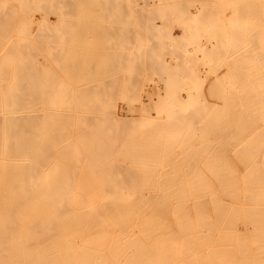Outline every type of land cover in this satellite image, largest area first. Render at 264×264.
Instances as JSON below:
<instances>
[{"label":"bare ground","instance_id":"bare-ground-1","mask_svg":"<svg viewBox=\"0 0 264 264\" xmlns=\"http://www.w3.org/2000/svg\"><path fill=\"white\" fill-rule=\"evenodd\" d=\"M134 2H136V0ZM250 2H252V0L248 2V6L246 2H243L244 5L246 4L245 6H247V8L250 7L249 5H251L252 7V9L250 8V12L249 8L248 10H246V12L248 11L249 14L252 11V13H254L253 15L257 16L256 19L258 20V23L256 22V19L252 21L257 25L255 23L253 24V22L250 21V27L251 30L253 28V31L250 30L251 32H249L248 34V27L243 38L246 34H248L247 36H250L251 38L246 37L245 39L248 38V40L243 39L245 40V44H238V48H236V45L235 49L237 50H229L231 53L235 51L236 54L238 53V55L240 54L242 56V72L246 77V81L244 80L245 87H240L241 90L236 89V87L234 89H228V93L233 92L228 95L229 101H226L227 98L222 99L223 101H226L224 103H226V105L228 106H225L224 104L221 106H224L223 108L227 109V112H219L223 108L219 110L220 104H218L219 111L213 112V108L211 106L212 112H206V115H209V119L208 116L205 118H207L208 120H204V114H201L204 118L203 121H200V119L198 120L196 118L197 121L195 120L194 122H192L190 120V122L188 120L189 122L186 123L187 121L183 120V123H186L188 125V129L189 126L192 125V129L195 131L196 135L194 137H191L192 135L189 132V135L191 136L186 137L188 141H193L196 137V140L198 139L201 143L199 145H194L195 143H188L190 144L189 146H187L188 150H186L188 151V153L187 155L184 154L191 158H193L191 155L197 154L196 156L198 158H195V161L193 160L194 158L190 159L189 157H187L189 158L187 162L183 160L185 158L182 159L183 162L180 161L181 163L186 164L185 166L188 165L190 167H187V170H185L187 172L182 171L183 174L189 173V175L186 174L185 176L179 172V174L182 176H179V178L176 177L174 179V176H170V174L168 175V173L165 174L170 176V178H166L163 175L162 178H165L164 182L177 181L178 184H175L176 182L174 184H172V182H167V184H159L162 181L159 183L156 182L155 184L153 183V180L151 181L153 175L154 179L158 175L157 172L155 173L154 171L156 170V168H159L157 166L160 165L158 163L159 160L158 162L157 160L156 162H154V159L159 156H157V152L155 153V151L157 150L152 152L155 149V146L153 147L154 149L152 148L153 150H151V153L147 151H139L137 148L136 150L134 149L130 151L131 149H133V147L131 148V146L135 145L134 143L133 145L129 146L130 149L128 147L129 151H127V149L125 151H121L120 149V152H115L113 151V148L118 146L117 149L119 150L120 146L123 145H118V141L116 143L118 135L116 134V139L115 133H113L114 137H112V135L110 134V136L107 137V135L105 136V134L108 132L107 131L105 134L102 133V135L104 136H101L100 134L98 135V131L91 129V127L90 130H93L95 133H97L96 135H93L94 132L91 131L92 136L84 134L85 137L82 135L85 138H82L84 139L83 141L78 139L80 140V142H78L79 144H81L82 141L81 145L75 142L76 144L68 146V144L72 142L69 136H67V131L69 129H65V127L60 128L59 126L57 127L58 122L53 126L54 122H56L57 120L54 119V121L51 117L55 116L56 119H59V116H61L60 114H65V116H67L62 117H64L68 121L70 119L72 120L71 116L73 115L67 109L66 110L68 112L64 111V108L66 107L71 111H74L76 109V112H78L77 110H79V108H83L84 106L87 107V105H85L86 102L82 99V97L66 98L65 92L63 93L65 94V98L62 93L61 94L63 98L62 96L60 97L62 100L67 99L65 100V102L63 101L64 103H67L69 99L77 103L82 101V104L80 105V103H76V105H74L73 103V105H69L70 102L68 101L69 103H67L68 105H66L63 102H60L62 100L59 101L60 98L57 97L58 95L56 96L53 93H51V95H54L55 99L51 98V95L49 98H47V96L46 98L42 97L41 94L42 92H44L45 88L51 89V87L43 86L47 85L48 82L50 83L52 79L51 81H47L48 78H46V80L39 79L41 74L39 72L40 63L38 64V61L36 60L37 58H34V56H38L40 54L42 56L44 55L48 57L57 56L60 52H62L60 50H58L57 52V49L62 43L59 44L57 49L53 47L55 46L53 45L55 39H57L58 42V36H55L54 30L51 29L53 35L51 34L52 36L50 38L49 30L51 27H49L46 32H42V34L49 33L45 36L41 35L42 37H40L39 35L37 36V38L35 37L34 32L33 34H31V37L30 34L28 36L27 30L30 32V26L35 23L33 17L24 20L25 24H23L25 28L20 26L17 27L15 26L16 22L8 18V14L4 12L8 4L6 2L2 3L1 7L4 8L0 9V264H264V0H258V2L256 0H253L252 3ZM240 10L241 12H245L243 9ZM182 11L185 10L182 9ZM234 11L236 10H233L232 12ZM221 13H223V15L225 16L228 14L227 10H224ZM84 15L87 16V14ZM95 15H97V13ZM253 15H250V18L254 17ZM69 17L72 18V16L70 15ZM81 17L83 18V16ZM117 17L118 16H116V18ZM248 18L246 16V20ZM219 19L221 20V18ZM71 20L72 19H70V21L68 22L70 23ZM215 20H217V18H215ZM222 20L220 21V23L222 22ZM44 21L49 23V16H45ZM217 24L218 28H221L219 27L220 24ZM79 26L80 25L77 26L78 29ZM27 27L28 29H26ZM190 27L188 26V28ZM17 28L19 30H17ZM69 28L70 27H68V29ZM171 29L173 28H170V30ZM217 29L216 33H218L217 31L220 30ZM72 30H74V28H71L70 31L77 34L76 31ZM80 30L81 29H79L78 31ZM24 32H26L28 37L25 36ZM36 33L38 34V32ZM78 36L79 35L77 34V36L75 35L74 37L76 38ZM172 36L177 40V37L174 36V34ZM80 37L78 38L80 39ZM70 38L71 37H69V39ZM66 40L65 43H67ZM128 40L130 39L128 38ZM52 41L54 42L52 43ZM70 41L71 42H68L72 45H67V51H70L71 47L74 45V48H72L75 49V52L73 54L74 56H81L79 55L80 53L86 52L85 50L84 52L83 50L80 51L81 49L79 48L82 47H80L81 44H79V42H76L77 40L74 41L73 39H70ZM72 41L74 43H72ZM216 41L218 40L216 39ZM221 42H223V40ZM218 43L217 45H219ZM78 44L80 46H78ZM82 45L85 44L82 43ZM120 45L122 46V44ZM241 45H243V47L245 45L246 47L243 48ZM65 46H63L64 50L66 49ZM76 48L79 50V52ZM214 49L215 51H213L217 53V47H215ZM119 50L117 52H119ZM65 51L62 52L63 56L67 55L68 53L67 51V53H64ZM139 51L140 49L138 50V52ZM70 52L72 55V51ZM76 52L77 54H79L77 55ZM113 52H116L115 49L112 51V53ZM181 52H183L184 54H188L189 50L186 48L183 51L180 50V53ZM61 54L59 55L62 56ZM71 55L69 54L68 56ZM71 59L73 60L74 58ZM75 62L73 60V63ZM75 67H77V65ZM71 68H74V66ZM78 69L75 68V71ZM75 71L72 72L74 73ZM78 73L74 74L78 75ZM79 74L83 75V73L81 72ZM42 81H46V83H44L45 85H42ZM86 87L87 86H85V88ZM46 89L43 94H48L50 92L48 91L50 89ZM52 90L53 92L55 91L54 88ZM58 90L60 89H57L56 91ZM154 90L157 96L155 98L154 96L148 97L150 102L152 103V106H159L157 102L167 103L170 99H172L173 101L177 100L178 102H185L188 100L193 101L191 99L183 97L181 95V90L179 91V93L176 92L177 94H175L174 89L167 90L166 96H164L162 91L160 90L158 83ZM186 91L194 94L191 89H187ZM235 92H239L238 95H236V93L235 96ZM67 94H69V92ZM82 94H80L79 96H81ZM198 97L196 96L193 98H195V100H197V102L199 103L198 100L200 99H198ZM225 97L226 96H224V98ZM53 99L54 102L59 101L60 103H62L61 105H66L64 108L62 107V111L53 110V112H61H56L57 114H59L58 116H56L55 113V115L49 114L51 113L50 108L52 110V108L56 109L57 107H60V105H55L54 102L50 103V101H53ZM85 99L90 100L91 97L89 98L88 96ZM94 99H96V97ZM89 100H86L88 102L87 104L92 102V99L91 101ZM97 100L98 99H96V101ZM102 100L103 99H101V101ZM108 100L109 99H107V101ZM44 101L47 103H45ZM101 101L99 102L101 103ZM41 102H44L43 104L45 105H42ZM83 102L85 103L84 105ZM201 102V106H207L205 101ZM227 102L230 104H227ZM52 103H54V105H52ZM92 103H94V101ZM92 103H90L89 106H92ZM98 104L99 103L97 102V105ZM101 104L103 106L104 102ZM196 104L195 108L198 107V105ZM214 104L216 105L217 103ZM99 106L100 104L98 105V107ZM185 106L186 105H184V107ZM106 107L107 104H104L103 108L100 106V108L102 109ZM187 107L190 106L187 105ZM190 108H192V106ZM84 109L85 111H83ZM84 109H81L80 111L89 112V109ZM95 109L98 110V108ZM97 110L95 111L97 112ZM63 111L66 113H64ZM68 113L71 115H69L70 119L68 117ZM188 113L183 114L184 118H186V116L190 117L191 114ZM196 113L198 112L196 111ZM44 114L46 115V118L44 117L45 119H43ZM47 114L49 115L47 116ZM93 114H89V119H92V116L94 119H97L98 115L99 117L101 116V112H99L97 116H95V113ZM196 115L198 116V118L201 117V115L199 116V113ZM181 116L182 115L180 114V117ZM85 117H83L84 120L79 118L82 120V125H79V127H83V121L87 125L90 122L88 120L89 122L86 123L87 121L85 120ZM65 119L64 122H68ZM94 119H92V121ZM71 120L69 121L70 124ZM173 121L170 123H173ZM61 122H63V120H61ZM180 122H174V125L176 126L175 129L179 128H177V126L181 124ZM66 124L69 128H71L68 123ZM62 125L64 126V123H62L61 126ZM87 125H85V127ZM75 128H77V126ZM74 130L72 132V135L74 134ZM79 131L81 132V130ZM198 133L200 135L197 137ZM69 135H71V133H69ZM168 135L170 134L168 133ZM177 135H179V133ZM185 136L187 135L185 134ZM185 136L183 137L185 138ZM143 137L144 136H142V138ZM174 137L170 135L169 139L167 137L163 139H168V142L172 139L173 143L171 141L169 143H172L173 146L174 142H177L176 140H174ZM183 137L181 136V139ZM79 138H81V136H79ZM184 138L182 139V141L184 140ZM65 139L69 140L70 143H65ZM125 139L123 140V142L120 139L119 141L124 143ZM178 139L180 138L178 137ZM59 140H62L61 143H58ZM89 141H94L95 143L92 144ZM125 145L126 143H124V146ZM138 145H141V143H138L137 146ZM192 145L196 147L192 151V153L195 152L197 148V150L199 151L191 154L190 149L194 147ZM56 146H58L59 149ZM147 146L149 145L147 144ZM121 148L125 149L126 147ZM175 148L177 149V147ZM54 150H56L55 152L60 155L61 162H54ZM153 153L156 155L155 158H153ZM117 155L121 156V158L123 157L124 161L125 159H127V164H130L132 166L135 165L134 167H136V165H139L141 168V165H145V167L147 168V163L148 171L151 169L149 168V166L152 167L154 163H158V165L154 166L155 168L153 167L155 170L152 173L151 171H147L148 174L154 173L151 179L148 177L147 173L146 177L145 174L142 173L144 178H147L146 180H142V182L147 181L146 185H144V183L143 185H140V183L138 185L139 181L135 182L136 178H133L132 176L119 178L122 179L123 183V180L132 181L131 185H120L118 183L113 184V181L112 184L110 183L111 181L109 182L110 184H104L106 182V176L107 178L109 176V178L111 179H116L110 177V175H107V168H109L110 171L111 167H108L109 165L107 166L106 164H108V161L110 160L107 158L109 156V158H113L109 163L110 166H118L121 162H117V159H114ZM102 157H106L108 161L107 159L105 160ZM145 157H150L147 160H151L152 158L154 160H152L154 163L152 164L151 161V163L149 161L144 162L147 160L140 159ZM174 157L172 156V159ZM60 158L57 160H60ZM88 158L96 160L97 163L99 162V164L103 161H107L105 162V167L103 165L104 168L99 167L102 170L106 169V176L104 179L102 177L105 182L101 183L100 181V184H94V181L96 179L99 182V178L97 176L94 177L96 171L94 173L93 163L95 161H91ZM84 160L85 162L88 161L87 164L89 162H92V168L91 164H88V166L90 165L88 168L92 169V173L94 174V176H92V174L90 173V169L86 170L87 166H85V169L83 170L80 168H75L79 167L76 166V164H84ZM140 160L142 161L140 162ZM177 162L175 163L176 165ZM164 163V161L161 162V165L169 164L171 165V170L172 168L174 170V167H172V162V164L170 162L167 163V161L165 164ZM69 164H73V166H70ZM87 164L85 163L84 165ZM196 164L198 165V168H196ZM97 165L95 166L98 167ZM121 165L122 164H120L119 167L123 168L121 167ZM192 165L193 167H195V169L191 168ZM131 167L130 169H133V167ZM137 167L134 168V170L139 169V167ZM145 167H143V170H145ZM181 167H184V165H182ZM120 168H118V170H120V173L122 172V176L124 172H127V174L129 173L128 170H123ZM100 169L98 170L100 173H102ZM94 170H96V168ZM171 170L169 169L170 172ZM181 170L182 169L177 171ZM104 172L103 174H105ZM138 172L136 171V173ZM159 172L161 174V171H158V173ZM100 173L97 175H101ZM120 173L117 172L116 176L121 177V175H119ZM172 173L173 171L171 172V175ZM155 174L157 175L155 176ZM114 175L112 174V176ZM133 180H135L134 182L136 183H134V185ZM149 182H151L150 185ZM128 187L134 189L135 193L139 195V197L137 198V202H133L130 200L133 195L130 196L131 198H128V194L126 192L128 189L125 191V189ZM73 189H76L75 193L78 194V198H73L70 196V191ZM146 190H149V194L145 192ZM82 197H85L86 200Z\"/></svg>","mask_w":264,"mask_h":264},{"label":"rangeland","instance_id":"rangeland-1","mask_svg":"<svg viewBox=\"0 0 264 264\" xmlns=\"http://www.w3.org/2000/svg\"><path fill=\"white\" fill-rule=\"evenodd\" d=\"M134 1L135 0H119V3H118V0H0V9L4 8V7H1L3 2H6L8 4V6L4 12L8 14V18H10L16 22L15 26H17V27L20 26V27L25 28V26H24L25 21L24 20H27V19L33 17V19L35 20V23L30 26V28H31L30 32L27 30L28 36L30 34V37H31L32 36L31 34H33V32L35 34V37H37L39 35H40V37L45 36L49 33H47V34L43 33L44 34L43 35L42 32L43 31L46 32L49 29V27H51L49 30L50 38L53 35L52 30H54L55 36L56 35L58 36V42H57V39H55V42L52 41V43L54 42L53 45H55L53 47L57 49L59 44L62 43L59 46V48L57 49V52H58V50H60L62 52L65 50L67 51V48H68L67 45L68 44L72 45L69 43V42H71L70 39L71 40L73 39L74 41L77 40L76 42H79V44H81V46L78 44V46L82 47V48L78 47L79 49H81L80 51H82V50H83V52H84V50L86 51L84 53H80V54L78 53L81 56H74L73 54L75 52V49H72V48H74L73 47L74 45H73L72 47L69 46L72 49L71 50L69 48L70 51H72V55H71L70 51H67L68 53L70 52L69 54L71 56H68L69 54L66 51L64 52V53H67V55H65V56H63L62 52L59 53V54L62 53L61 54L62 56H60L59 54L57 56H50V57L44 56V55L42 56L41 54H40L41 56L40 55L34 56L35 59L37 58L36 60L38 61V64L40 63V65H39L40 71L39 72L41 74H40L39 79H43V80L45 79L46 80V78H48L47 81H51V79H52V81L50 82L51 85L49 82L47 83V85H45L44 83H46V81H42V83H43L42 85H45L43 87H47V86L51 87V89L45 88L46 90L50 89V90H48V91H50L48 94H43L45 92V89H44V92H42L43 95L41 94L42 97L46 98V96H47V98H49L51 93H53L56 96L58 95L57 97L60 98L62 96V94L65 92L66 98L82 97V99L85 100V102H86V104L83 102V105L85 104V105H87V107L84 106L83 108H79V110H77L78 112H76L75 108H74L75 109L74 111L73 110L71 111L68 108H66L65 106L68 105L67 103H69V102H70L69 105H73V103H74V105H76L77 102L71 101L68 99L69 102L67 101V103H64L65 100H67V99L62 100L60 98L59 101L62 100L60 102L64 101L63 103L66 104L64 106V105H61L62 103H60L59 101L54 102L55 96L51 95V98H54V99H53V101L51 100L50 103L54 102L55 105H60L61 108L60 107H57L59 109L52 108V110L50 108V112H51V113H49L50 115L56 114V116H58L59 114H57V113H61V112H57V111L53 112V110L62 111L64 107H65L64 111L68 110L73 115V116H71L68 113L69 119H70V116L72 118V120L70 119L71 124L69 123L70 120L68 121L67 119L62 117V116H65V114L64 115L60 114L61 115V116H59L60 118L57 117L59 119H56L55 116L51 117L53 120L54 119L57 120L56 122H54L55 120L53 121L54 122V124L52 123L53 126L55 125V123L58 122L57 127L58 126L60 128L65 127V129L68 128L70 130V131L69 130L67 131V134H68L67 136H69V138L71 139L72 142L70 143L69 140L65 139L66 140L65 143H68V142L70 143V144H68V146H72L76 143L79 144L78 142H80V140L83 141L85 139L84 138L85 135H87V134H88V136H92L91 131L92 132H94V131L90 130V127H91V129L98 131V135L100 134L101 136H104V135H102V133L105 134L107 131L108 132L105 134V136L107 135V137H109L110 135H112V137H114L113 133H115V139H116V137L118 135V138H117L118 140L116 139V143L118 141V143H117L118 145H122V144L123 145L120 146L119 150L117 149L118 146L113 148V151H115V152L116 151L120 152V149H121V151H123V150L125 151L126 149H127V151H129V149H130L129 146L133 145V143L136 145V147H135V145L131 146V148L133 147V149H131L130 151H132L134 149L136 150V148L139 151H143V152L147 151L150 153H151V150H153L154 148L155 149L152 152L157 150V151H155V153L157 152L156 154H157V156L159 155L158 156L159 158L156 157V155L154 153H153L154 157L152 156L153 158H155V157L157 158V159L156 158L154 159L155 161L152 158H151V160L150 159L147 160L150 157H148V158L145 157V158H140V159L147 160L144 162H148V161L150 162L151 161L152 164L154 162H156V160H157V162L159 160L158 163L160 165H158V163L157 164L154 163V165L149 164V165H152V167L149 166V168H151L149 171H151V173H152L155 170L154 166L158 165L157 167H159V168H156V170L154 171L155 173L157 172L158 175L155 174V176L157 175L159 177V179H162V180H159L157 176L155 177V179H156L155 180L154 175H153L154 173L153 174L149 173L151 177L149 176V174L147 173V171H148L147 163H146L147 168L145 167V165H143V166L141 165V168L139 165H136V167L137 166L139 167V169H135L137 172L139 170V172L136 173V171L134 170V168H136V167H134L135 165L132 166L130 164H127L128 160L125 159V161H126L125 162L123 157L121 158V156H119V155L115 156V158H114L115 160L117 159V162L118 161L121 162V163H119V165L117 164L118 166H116V167L110 166V164H109L113 158H111V157L109 158V156H108L107 158L110 159L108 161V159L106 157H102L105 160L107 159L108 164H106V165L107 166L109 165L108 167L113 168V169L110 168V171H109V168H107V175H110V177L116 178V179H111V178H109V176L107 178L106 169L102 170L99 168V167L102 168L103 165L105 167V162H107V161H103L104 163L102 162L99 164V162L97 163L96 160H94V159L92 160V159L88 158L89 160L96 162V163L94 162L95 164L93 163L94 173L96 171L95 176L92 173L93 172L92 169L88 168L90 166V165L88 166V164H91L92 162L91 163L89 162L87 164L88 161L85 162V160H84V164L86 163L87 165L76 164V166H79V167H75V164H74L75 168H80L82 170L85 169V166H87L86 170L90 169L89 171H91L90 173L92 174V176H94V177L97 176L99 178V182L97 179L95 180L96 182L93 179L94 184H98V183L100 184V181H101V183L105 182V180H103L105 178V176H106V182L104 184H106V183L112 184V181H113V184L118 183L120 185H131L132 184L131 183L132 181L123 180L124 181V183H123L122 179H119V178H124L125 176H132L133 178H136L135 179L136 181L133 180V185L135 182H138V181H139L138 185H139V183H140V185H143V183H144V185H146L147 181L142 182V180L147 179V178H144L143 174H145V177L148 174V177L150 179L152 178V175H153V178L151 179V181L153 180V183H155V184H156V182L159 183L161 181L162 182L159 184H163V183L167 184V182H169V181L164 182L165 178H162L163 175L166 178L167 177L170 178V176H174L173 179L176 177L179 178V176H182L179 174V172L183 174L182 171L187 170V167H189L188 165L185 166L186 164L181 163V162H183L182 159L185 158L183 160H185L187 162L189 160V158L190 159L194 158L193 160L195 161V158H198V157L196 156L197 154L195 155L194 153H196L199 150H197L198 149L197 148L195 152L192 153V151L196 148L194 145H197V144L199 145L201 143L198 139L196 140V137L194 138L195 140L188 141V139L186 137H190L191 135H192L191 137H194L196 135H195V131L192 129L193 128L192 125L189 126V129H188V125L186 123H188L190 120L192 122H194L195 120L197 121V119L198 120L200 119V121H203V119L207 116L209 119V115H206L207 111L210 112L211 109L213 108V112L214 111L217 112L221 108L224 107V106L221 107L223 104L225 106H228L224 102L229 101L228 95L233 93V92L228 93L229 88L234 89L236 87V89L241 90V88L245 87L244 82L246 81L245 80L246 77L244 76V74L242 72L243 71L242 61H241L242 56L240 54L238 55V53L236 54L235 51H233L231 53L229 50L235 49L236 45H237L236 48H238L239 47L238 44L239 45L245 44L244 41L248 40V38L245 39L246 37L251 38L250 36H247L249 34V32L253 31V28L251 30V27H250V24H251L250 21L256 19V17H257L255 15H253L254 13H252V11L249 14H248V11L246 12V10H248V8H249V12L252 9L251 5H249L250 7L247 8L248 2L251 0H136V2H134ZM256 1L258 2V0H256ZM187 2H188V5H187ZM243 2L244 3L246 2L247 6H245L246 4L244 5ZM252 2H253V0H252ZM252 2H250V3H252ZM178 4H180V5H178ZM109 7H111V8H109ZM166 9H168V10H166ZM175 9H176V11H175ZM182 9L185 11H182ZM187 9H189V10H187ZM240 9H243L245 12H241ZM103 10H106V11H103ZM224 10H227V12H228V14L226 16L223 15V13H221ZM233 10H236V11L232 12ZM82 11H83V14H82ZM102 11L104 12V14ZM114 11H116V12H114ZM216 11H217V13H216ZM120 12H122V13H120ZM212 12H214V13H212ZM96 13H97V15H95ZM204 13H206V14H204ZM244 13L247 15H245ZM84 14H87L88 17ZM217 14L219 15V17ZM221 14H222V16H221ZM69 15L72 16V18H70ZM103 15H105V16H103ZM250 15H253L255 18L254 17L250 18ZM45 16H49V19H50L49 23L44 21ZM79 16H80V19H79ZM81 16H83V18ZM102 16H103V18H102ZM116 16H118V17L116 18ZM246 16H247V18L249 16V18L247 20H246ZM68 18L72 19L70 23L68 22V21H70V19H68ZM191 18H192V20H191ZM215 18H217V20H215ZM219 18H221V20L223 19L221 22L222 24L220 23L221 20ZM72 21H73V24H72ZM216 22L220 24L219 27H221V28H218V24ZM256 22L258 23L257 19H256ZM254 23L255 22H253V24ZM109 24H111V25H109ZM208 24H210V25H208ZM21 25H23V26H21ZM67 25H68V27H70L69 29H68ZM78 25H80L79 29H81L80 30L81 32L78 31L79 30L77 27ZM101 26H102V28H101ZM188 26L189 27L191 26V27L188 28ZM213 26H215V27H213ZM251 26H253V25H251ZM75 27H77V28H75ZM109 27H110V29H109ZM248 27H249V29H248ZM71 28H74V30H72V31H76V33L79 35L78 37L81 36L82 38L81 37H80V39L78 37L75 38L74 36L75 35L77 36V34H75V32L72 33L70 31ZM170 28H173V29L170 30ZM194 28H197V29H194ZM217 28L220 29L219 31H217L218 33H216ZM26 29H28V27ZM82 29L85 31H83ZM247 29H248V31H247ZM17 30H19V29L17 28ZM35 31L38 32V34ZM229 31H231V32H229ZM246 31L248 34H246L245 37L243 38ZM24 33H25V36H27L26 32H24ZM120 33H122V34H120ZM83 34H84V36H83ZM173 34H174V36L177 37V40L175 38H173V36H172ZM101 35L103 37L104 36L105 37L103 38ZM202 35H203V37H202ZM69 37H71V38L69 39ZM55 38H57V37H55ZM122 38H123V40H122ZM128 38L130 40H128ZM227 38H230V39H227ZM64 39L65 40L67 39L66 40L67 43H65ZM216 39L218 41H216ZM243 39H245V40H243ZM79 40H83V41H79ZM120 40H122L123 42ZM222 40H223V42H221ZM228 40H229V42H228ZM240 41H241V43H240ZM56 43H57V45H56ZM72 43H74V42L72 41ZM82 43H84L85 45H82ZM142 43H144V44H142ZM217 43L220 46L217 45ZM120 44H122V46ZM63 46H65V48H66L65 50H64ZM218 46H219V49H218ZM241 46L243 47V45H241ZM215 47H217V49H218V52H217L218 54L214 52ZM244 47H246V46L244 45ZM186 48L189 50L188 54L187 53L184 54L183 52L180 53V50L183 51ZM114 49L116 52L112 53V51ZM139 49H140V51L138 52ZM118 50H119V52H117ZM235 50H237V49H235ZM77 51L79 52L78 49H77ZM120 51H121V53H120ZM222 52H224V53H222ZM152 53H154V54H152ZM76 54H77V52H76ZM82 54H84V55H82ZM62 57H65V58L70 57V58L65 59ZM71 58H74L73 60H74V62L76 60V62L73 63V60ZM80 60H82V61H80ZM88 62H89V64H88ZM70 63L71 64L73 63V64L71 65ZM76 65H77V67L79 66L78 67L79 69L81 66V69L79 70L77 67H75ZM73 66H74V68H71ZM75 68L78 70L75 71ZM72 71H75L74 73H78L80 71L81 73H83L84 76L82 74L80 75L79 74L80 72L77 75V74H74ZM44 73H45V75H44ZM70 74H72V75H70ZM43 75L45 78L43 77ZM152 81H154V82H152ZM61 83H62V85H61ZM98 83H99V85H98ZM157 83L159 84L160 90L162 91L164 96H166L167 90L174 89L175 94H177L176 92L179 93V91L181 90V92H182L181 95L183 97H186V98L191 99L193 101H190V100L185 101V102L179 101L180 102L179 103L175 99L174 100L176 102L173 101L172 99H170L167 103L157 102V104L159 106H155V105L152 106L151 105L152 103L150 102L148 97L154 96V98H155L157 96L155 93V90H154V88L157 86ZM52 85H53V87H52ZM169 85H170V87H169ZM85 86H87V87L85 88ZM68 87H70V88H68ZM53 88L55 90L54 92L52 90ZM61 88H62V90H61ZM63 88H64V90H63ZM80 88H81V90H80ZM112 88H114V89H112ZM57 89H60L61 92H60V90L56 91ZM187 89H191L194 92V94L186 91ZM232 89H230V90H232ZM51 90H52V92H51ZM85 90H86V92H85ZM175 90H178V91H175ZM197 90H198V94H197ZM59 92H60V94H59ZM68 92H69V94H67ZM70 92L76 93L77 95L71 94ZM82 92H83V94H82ZM172 92H173V90H172ZM236 93L237 92H235L234 95ZM238 93L236 95H238ZM65 94H63V96ZM80 94H82V95L79 96ZM84 95L86 97L89 96V98L91 97L92 102L94 101V103L90 102V103H92V106H89L90 103L87 104L88 103L87 101L89 99H85L86 97ZM232 95H230V96H232ZM63 96H62V98H63ZM196 96L197 97L200 96V97H198V99H200V100H198L199 103L201 101H203V102L205 101L207 106L206 107L201 106L202 102L199 104L197 102V100H195V98H193ZM224 96H226V97L224 98ZM83 97H85V98H83ZM93 97L94 98L96 97V99H98V100L96 101V99H94ZM58 98H57V100H58ZM64 98H65V96H64ZM104 98H105V101H104ZM201 98H204L205 100L201 99ZM226 98H227L226 101L222 100V99H226ZM79 99H81V98H79ZM91 99L89 101H91ZM101 99H103L102 101L104 102L105 105L107 104V107L104 109H102L104 107V104L102 106L101 103H103V102L101 101ZM107 99H109V100L107 101ZM218 99H219V101H218ZM57 100H55V101H57ZM99 101H101V103ZM81 102H78L77 104L80 103V105H81L82 104ZM97 102L100 104V106L102 108H100V106L98 107L99 104L97 105ZM196 102H197V104H196ZM43 103L41 102L42 105H45ZM45 103H47V102H45ZM54 103H52V105H54ZM214 103H217V104L215 105ZM195 104L198 105V107L195 108ZM218 104H220V107ZM227 104H230V103L227 102ZM184 105H186V106L184 107ZM187 105L190 107L192 106V108L187 107ZM211 106H212V108H211ZM202 107H204L205 109ZM218 107H219V110H218ZM84 108H86V110L89 109V112L86 111L87 112L86 113V112L80 111L81 109H84ZM95 108H98L99 112H101L100 117H99V115L97 116V114H99V112ZM215 108H216V110H215ZM95 110H97V112ZM83 111H85V109ZM196 111L199 113V116L201 114L205 115L204 118H203V115H201L202 120H201V117L198 118V116L196 115L198 113H196ZM227 111H228L227 109L223 108L219 112H227ZM72 112H75V113H72ZM188 112H190V113H188ZM64 113H66V112H64ZM93 113H95L96 114L95 116L98 117L97 118L98 120H97L96 118L94 119L92 116V119H94L93 121L96 123H94L91 118H90L91 120L89 119V117H90L89 114H93ZM102 113H103V115H102ZM187 113L191 114L190 117L186 116V118H184L183 114H187ZM41 114H43V113H41ZM45 114L43 115V119L46 118ZM49 114H47V116ZM80 114H81V116L84 115L83 117H85V116L87 117V114H88V117H87V119L85 117V120L87 121L86 123H88L90 121L89 122L90 125H89V123H88V125L85 124V122L83 121L82 122L83 127L82 126L79 127V125H82L81 121L84 120V118L81 117ZM180 114L182 115L181 116L182 118L180 117ZM193 115H194V117H193ZM191 117H193V118H191ZM61 118H63V119H61ZM79 118H81L82 120ZM133 118H134V120H133ZM60 119L63 120V122H61ZM64 119L68 121L66 123H68L71 128H69L68 125L64 122ZM76 119H78V120H76ZM206 119L207 118H205L204 120H206ZM183 120H185L187 122L183 123ZM172 121H173V123H170ZM175 121H179V122L181 121L180 122L181 124H179L181 126H179V125L177 126V128L179 127L178 128L179 130L175 129L176 128V126L174 125ZM76 122H77V124H76ZM62 123H64V126L63 125L61 126ZM148 123H149V125H148ZM84 124L87 126L85 127ZM72 126H73V128H72ZM76 126H77V128H75ZM200 126H201V124H200ZM84 127H85V129H84ZM185 127H187V128H185ZM134 128H135V130H134ZM73 130H74V134L72 135ZM79 130H81V132ZM85 130L86 131L88 130V131L86 132ZM137 130L139 131V134H138ZM186 131H188V132H186ZM181 132H182V134H181ZM189 132L191 133V135H189L190 134ZM69 133H71V135H69ZM163 133H165V134H163ZM168 133L172 137H174V135H175V137H174L175 139L174 138L173 139L176 140L177 142H174V144H173L174 147L172 146V143H173L172 139L170 140L172 142L171 144L169 143L170 141L168 142V139L170 137V135H168ZM178 133H179V135H177ZM199 133H198L197 137L200 135ZM96 134L97 133H95V132L93 133V135H96ZM141 134H143V135H141ZM185 134L187 136H185ZM126 135H127V137H126ZM79 136H81V138H79ZM142 136H144V137L142 138ZM181 136L182 137L185 136L186 140L183 137L185 140V141L183 140L184 142L182 141L183 138L181 139ZM156 137H157V139H156ZM166 137L168 139H163ZM178 137L180 139H178ZM72 138L74 139V141ZM82 138H84V139H82ZM78 139H80V140H78ZM119 139L122 140V142L125 139L124 143H126V145L124 146V143L119 141ZM61 141L62 140H59L58 143H61ZM82 141H81V144H82ZM186 141H187V143H186ZM89 142H91L92 144L95 143L94 141H89ZM154 142H156L157 144ZM65 143H64V145H65ZM127 143H129V144H127ZM138 143H141V145H143V146H141V145L137 146ZM175 143H177V144H175ZM188 143H190V144L195 143L194 145H192V146H194L191 148L192 150L190 149L191 154H194V155H191L193 158L186 156L188 153V151H186V150H188L187 146L190 145ZM81 144H79V145H81ZM147 144L149 146L150 145L151 146L149 147V146H147ZM167 144L172 146V147L168 146ZM56 147L58 148V146H56ZM121 147H126V148L124 149ZM128 147H129V149H128ZM175 147H177V149ZM57 148H55V149H57ZM146 148H148V149H146ZM172 150H173V153H172ZM55 151L56 150H54V153H55L54 156L55 157L53 156L54 157L53 160H55L54 162L55 163H56V161L61 162L60 155H58V153H56ZM184 152H186V153H184ZM161 154H162V156L165 154L163 156V159H162ZM166 154H168V155H166ZM184 154H186V155H184ZM171 155L173 157L174 156L175 157L172 159ZM57 157H59L60 160H57V159H59ZM187 157H189V158H187ZM88 159H86V160H88ZM164 159L169 160V161L166 160L167 163L168 162L173 163V164L172 163L171 164H172V167H174V170H173V168L171 170V165H169V164L168 165L167 164L161 165V162H163V161L166 163V161ZM175 159H176V162L178 161L177 165L175 164L176 163ZM171 160H174V161H171ZM141 161L142 160H140V162ZM120 164H122L121 167H123V168L119 167ZM181 164L184 165V167H181L182 166ZM69 165L73 166V164H69ZM95 165H97L98 167H96ZM80 166H83L84 168L80 167ZM131 166L133 167V169H130ZM117 167L120 169H123V170H128L129 173L127 174V172H124L123 176H122V172L120 173V170H118ZM143 167H145V170H143ZM91 168H92V164H91ZM95 168H96V170H94ZM191 168L195 169V167H193V165ZM196 168H198V165L196 166ZM98 169H100V171L102 173H100ZM169 169L171 170V172L173 171L172 175H171V172L169 171ZM180 169H182V170L177 171ZM97 170H98V172H97ZM104 170H105V172H104ZM111 170H113V171H111ZM108 171H109V174H108ZM144 171H145V173H144ZM158 171H161V174H160V172L158 173ZM162 171L164 172V174ZM103 172L105 174H103ZM117 172L120 173L119 175H121V177L116 176ZM185 172H187V171H185ZM99 173L103 176H101V175L98 176L97 174H99ZM165 173L166 174L168 173V175L170 174V176L166 175ZM174 173H176V174L178 173L177 176ZM112 174L113 175L115 174V175L112 176ZM186 174L189 175V173H186ZM186 174H183V175L186 176ZM160 175H162V176H160ZM140 176H142V177H140ZM94 177H92V178H94ZM102 177H103V179H102ZM157 179H158V181H157ZM89 182H91V181H89ZM170 182H172V184H174L175 182H176L175 184H178L177 181H170ZM150 184H151V182H149V185ZM75 190L76 189H73L70 191V196L73 198H78L79 196L77 193H75ZM133 190L134 189L129 188V187L125 189V191L128 194V198H131L130 196L133 195V197H132L133 199L131 198L130 200L133 202H137L138 201L137 198L139 197V195L135 193V190L133 193ZM149 190L148 191L146 190L145 192L147 194H149ZM82 198H84L86 200L85 197H82Z\"/></svg>","mask_w":264,"mask_h":264}]
</instances>
